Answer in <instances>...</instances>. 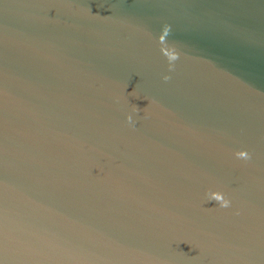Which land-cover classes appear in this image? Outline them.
Returning <instances> with one entry per match:
<instances>
[{"label":"water","instance_id":"water-1","mask_svg":"<svg viewBox=\"0 0 264 264\" xmlns=\"http://www.w3.org/2000/svg\"><path fill=\"white\" fill-rule=\"evenodd\" d=\"M0 264H264V0H0Z\"/></svg>","mask_w":264,"mask_h":264},{"label":"clouds","instance_id":"clouds-1","mask_svg":"<svg viewBox=\"0 0 264 264\" xmlns=\"http://www.w3.org/2000/svg\"><path fill=\"white\" fill-rule=\"evenodd\" d=\"M169 33H170V26H166L163 29V35H161L162 41L160 40V43L161 42H163L164 44L166 43V37L169 35ZM161 51L163 52V54L167 57L168 61L170 62L169 67L171 70L173 67L172 62L176 61L179 58V53L175 50L174 47H170V46H165L164 48L161 49ZM169 79H170L169 76L164 77L165 81H167ZM134 110L138 112L139 107H135ZM127 119L129 122H132V116L131 115H129L127 117ZM235 156L237 159H241L244 161H248L251 159V154L247 150L237 151L235 153ZM210 201H215L219 205V207H221V208H228L231 205V201L228 198H226L222 192H219V191L211 192V194H210V196L206 202H210Z\"/></svg>","mask_w":264,"mask_h":264}]
</instances>
